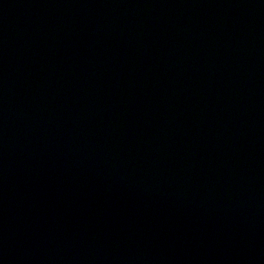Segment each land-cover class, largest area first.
Masks as SVG:
<instances>
[{
    "label": "water",
    "instance_id": "95a60500",
    "mask_svg": "<svg viewBox=\"0 0 264 264\" xmlns=\"http://www.w3.org/2000/svg\"><path fill=\"white\" fill-rule=\"evenodd\" d=\"M0 60L264 61V0H0Z\"/></svg>",
    "mask_w": 264,
    "mask_h": 264
}]
</instances>
